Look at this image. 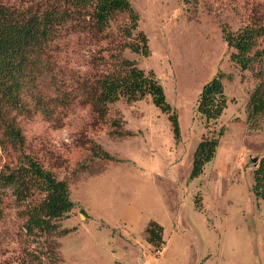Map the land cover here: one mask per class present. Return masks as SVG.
I'll return each mask as SVG.
<instances>
[{
  "label": "rangeland",
  "instance_id": "1",
  "mask_svg": "<svg viewBox=\"0 0 264 264\" xmlns=\"http://www.w3.org/2000/svg\"><path fill=\"white\" fill-rule=\"evenodd\" d=\"M150 55L126 50L125 58L162 85L178 116L177 140L170 115L142 101L120 100L105 120L73 102L54 123L23 119L28 152L66 180L74 209L54 220L58 232L28 235L24 207L10 197L0 219V264H264V201L253 191V160L264 156V117L248 121L257 71L242 70L224 38L253 17H264V0H132ZM69 49L62 62L90 71L87 54ZM222 74L228 105L216 121L198 113L203 87ZM69 82L70 86L72 83ZM47 97L55 88L41 83ZM112 121H123L113 128ZM114 130L132 133L113 138ZM203 137H214L215 158L192 177ZM95 145L116 160H101ZM16 158L0 147V172ZM154 220L164 227L157 253L147 241Z\"/></svg>",
  "mask_w": 264,
  "mask_h": 264
},
{
  "label": "trees",
  "instance_id": "2",
  "mask_svg": "<svg viewBox=\"0 0 264 264\" xmlns=\"http://www.w3.org/2000/svg\"><path fill=\"white\" fill-rule=\"evenodd\" d=\"M131 1L0 0V147L16 158L15 165H6L0 172V219L13 197L24 207V227L30 236L56 234L54 220L70 213L75 205L68 181L58 179L28 152L21 120L45 117L56 123L73 102L88 105L105 120L120 100L131 103L151 97L156 107L170 115L175 138H181L178 116L156 75L124 56L126 50L150 55L148 38L139 31L140 15ZM223 33L234 49L232 59L242 70L264 67V17H253L236 32L225 26ZM78 48L87 54L88 72H73L62 62L69 49ZM256 77L260 82L248 103L252 128H258L259 118L264 117V70L257 71ZM45 79L55 88L53 97L41 89ZM227 105L219 73L203 87L198 113L207 121H216ZM122 125L123 121L111 123L113 128ZM109 135L125 138L132 133L114 130ZM218 146L216 138H202L194 154L193 178L215 158ZM93 154L101 160L119 161L100 145H95ZM253 191L264 201V156L254 168ZM145 231L148 243L160 253L165 245L164 227L151 220Z\"/></svg>",
  "mask_w": 264,
  "mask_h": 264
},
{
  "label": "water",
  "instance_id": "3",
  "mask_svg": "<svg viewBox=\"0 0 264 264\" xmlns=\"http://www.w3.org/2000/svg\"><path fill=\"white\" fill-rule=\"evenodd\" d=\"M258 161H259V158H255V159L253 160L254 164H257ZM117 264H118V263H117Z\"/></svg>",
  "mask_w": 264,
  "mask_h": 264
},
{
  "label": "crops",
  "instance_id": "4",
  "mask_svg": "<svg viewBox=\"0 0 264 264\" xmlns=\"http://www.w3.org/2000/svg\"><path fill=\"white\" fill-rule=\"evenodd\" d=\"M117 264V263H116Z\"/></svg>",
  "mask_w": 264,
  "mask_h": 264
}]
</instances>
